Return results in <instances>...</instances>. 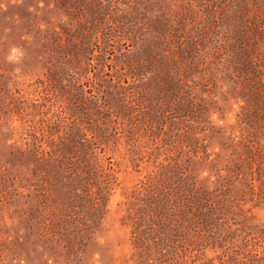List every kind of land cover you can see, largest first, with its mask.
<instances>
[{
    "label": "rangeland",
    "instance_id": "374dc122",
    "mask_svg": "<svg viewBox=\"0 0 264 264\" xmlns=\"http://www.w3.org/2000/svg\"><path fill=\"white\" fill-rule=\"evenodd\" d=\"M0 264H264V0H0Z\"/></svg>",
    "mask_w": 264,
    "mask_h": 264
}]
</instances>
